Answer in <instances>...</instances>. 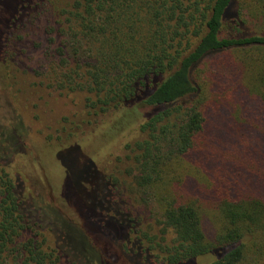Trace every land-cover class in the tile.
Returning <instances> with one entry per match:
<instances>
[{"label":"trees","instance_id":"1","mask_svg":"<svg viewBox=\"0 0 264 264\" xmlns=\"http://www.w3.org/2000/svg\"><path fill=\"white\" fill-rule=\"evenodd\" d=\"M46 2L51 6L52 0H0V85L10 97L14 85L6 70L7 45L17 27L45 12ZM53 3L56 9L62 6L57 9L59 30L67 38L64 46L72 48L67 57L63 45L56 47V83L70 91L84 90L86 97L47 141H31L45 156L41 165L54 183L56 199L73 202L82 221L76 231L86 246L78 254L64 245L66 235L56 221L62 248L46 246V237L23 239L30 225L23 184L13 169L30 144L23 142L22 122H16L9 128L0 126V264L14 253L18 264H114L120 258L111 257L109 245H119L118 240L122 264H196L197 257L217 250L221 253L209 264L264 261V200L247 195L249 187L236 179V169L224 167L220 155L211 151L222 152L219 132L224 124L238 121L225 108L226 117L214 118L209 127L204 88L209 76L212 82L222 75L239 78L242 90L234 92L236 99L264 125V0ZM228 132L232 136L226 144L235 147L231 126ZM124 133L130 136L124 149L134 160L139 196L158 210L155 219L164 228L162 234L169 229L174 233L171 242L160 243L158 235L137 230V215L127 208V216L113 212L123 233L117 240L106 236L103 241L90 225L99 223L101 231L108 222L106 212L113 205L109 193L117 189L99 158L113 155L114 141ZM246 134L247 144L241 145L246 160L239 162L250 168H244L248 173L259 172L256 181L263 184L264 168L254 156L264 159V133ZM223 153L221 157L228 159ZM188 156L218 171L207 181L195 178L196 194L191 196L182 191L197 167L188 169ZM88 203L95 207L90 210ZM207 206L215 221L210 232ZM46 208L73 224L60 210ZM123 238L138 243V248L123 246Z\"/></svg>","mask_w":264,"mask_h":264},{"label":"rangeland","instance_id":"2","mask_svg":"<svg viewBox=\"0 0 264 264\" xmlns=\"http://www.w3.org/2000/svg\"><path fill=\"white\" fill-rule=\"evenodd\" d=\"M67 1V0H65ZM47 3V2H46ZM62 7L59 4L60 8ZM57 8V9H58ZM55 8V3H47L45 12H43L38 18L17 27L14 31L13 37L9 40L7 45V52L4 53L5 62L9 63L7 75H9V82L13 83L12 89L13 97H10L0 85V126L11 127L16 122H22L24 136L23 142L28 141L30 146H26L28 150L24 155L17 156L13 173L18 175L20 182L23 184V191L21 193L24 201L25 211L27 212L26 223L30 227L24 232V238L35 236L40 241L46 237V246L51 248H62L61 240L58 238V229L65 233L66 238L64 245L69 249L74 250L78 254L82 248L86 246V242L83 239V235L76 231V224L82 227V221L79 215L75 211L73 202L69 199V202L62 197V200H57L53 192L54 183L52 184L45 170L41 165L44 164V154L39 152L37 146H34L31 140H38L41 142L47 141L46 139L55 133L59 128L63 126L62 121L65 117H73L76 109H78L80 98H85L86 93L84 90L70 91L69 88L60 87L56 82L57 61L56 53L58 54L56 47L59 45L64 46V41L67 39L64 34L59 30L60 17ZM61 28V26H60ZM67 52V57L70 55L72 48L64 46ZM57 71H61L60 67ZM11 77V78H10ZM216 78V76H215ZM235 78V79H234ZM207 82L204 84L207 97V118L209 127L214 118L218 116H225V108L235 116L236 124L230 125L224 124V129L220 131L222 136L218 139V146H224L222 152L218 149H214V153L220 155L219 163H224V167L232 169L230 166L236 169V179L240 181L242 185L249 187L247 195L259 197L264 200V183L261 184L256 181L257 176L248 173L244 170H250L246 165L240 164L239 161L246 158L242 153V144H247L244 135L247 131L251 130L257 135L264 133V125H262L258 119L259 116H255L254 113L248 114L244 108L241 107L240 101L236 99L234 92L242 90V84L239 78L234 77L230 79V76H219V80L212 82V76H209ZM12 80V81H11ZM232 80V83L229 81ZM229 82V83H228ZM240 83V84H239ZM226 117V116H225ZM257 118V120L255 119ZM232 128V132L236 135V146L226 144L230 135L229 128ZM213 127V126H212ZM240 135L244 138L240 139ZM130 140L127 133L117 138L114 141V153L111 156H105L99 158L100 165L106 169L107 173L113 178L114 186L116 189L114 192L110 191L113 205L108 210V222L106 225H102L101 231L98 229L99 223H90L92 228L97 230V234L104 241L107 236L110 239L117 240L120 237V231L116 227L115 223L118 221L117 216L113 214L114 211H121L123 215L127 216V209L131 210L137 216L138 228L137 230L144 231L150 235H158V241L160 243L171 242L174 238V233L169 229L166 233L163 226L158 225L155 219L156 208L153 204L144 202L138 193L135 185V164L131 153L124 149V143ZM30 141L32 143H30ZM224 152V153H223ZM232 154H230V153ZM224 154L227 158L221 157ZM79 154V151L77 152ZM100 157V156H99ZM232 158V159H229ZM255 157V161L260 163L264 168V159L261 157ZM186 163H188V169L190 165H197V167H191V174L185 179V190H182L186 195L191 196L194 188H197L195 178L201 180H209L214 176H217L218 171L214 168H206L202 161L196 156H188ZM259 159V160H258ZM238 160V161H237ZM11 169V168H10ZM218 169V168H217ZM191 170V169H190ZM12 171V170H11ZM253 179V181H251ZM262 185L257 187L256 185ZM205 200L207 198L205 197ZM76 201V200H75ZM62 202V204H59ZM89 209L95 207L93 203H88ZM58 209L64 217L70 220L73 224L64 220L58 213L52 212L50 209ZM129 207V208H128ZM208 216L206 219V229L208 232L214 227L215 221L212 219L213 210L209 208ZM158 211V210H157ZM91 212H87V217L91 216ZM54 221L57 222V226ZM94 224V225H93ZM123 234V233H121ZM162 238L164 241H161ZM143 241L148 245L149 241L143 237ZM119 245L122 242L118 240ZM124 244L133 245V248H138V243L130 242L128 239L123 238ZM137 244V246H136ZM118 244L109 245L111 248V254L113 258H120L114 264H122L121 262V248ZM156 244H152L155 247ZM98 250L99 247L105 248L103 245H95ZM118 246V247H117ZM150 246V245H149ZM158 246V245H157ZM101 249V250H102ZM221 250L211 252L209 254L199 256L195 259L196 264H209L215 260ZM66 259L64 258L62 263ZM3 264H18L17 254H11L8 256ZM121 262V263H120ZM258 264H264V261Z\"/></svg>","mask_w":264,"mask_h":264}]
</instances>
